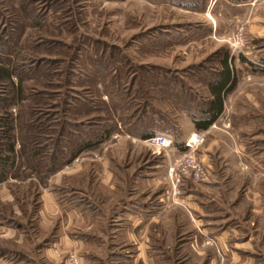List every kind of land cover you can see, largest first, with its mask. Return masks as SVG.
<instances>
[{
    "label": "rangeland",
    "instance_id": "374dc122",
    "mask_svg": "<svg viewBox=\"0 0 264 264\" xmlns=\"http://www.w3.org/2000/svg\"><path fill=\"white\" fill-rule=\"evenodd\" d=\"M222 50L233 57L236 84L215 127L200 131L207 177L174 188L170 168L192 123L185 97L207 96L192 73L220 69L215 53ZM0 67L13 83L0 73V117L2 99H13L15 149L23 142L28 150L3 168L0 252L22 251L24 264L60 263L41 254L56 236L55 227L38 224L52 192L60 206L90 207L81 210L94 227L69 231L83 237L89 264H264V0H0ZM156 132L172 137L170 151L142 142L141 134ZM70 135L98 142L70 160L71 148L60 157L53 145ZM36 142L41 152L33 161ZM200 187L210 188L203 201H217L205 208L214 223L227 219L234 230L230 243L205 240L192 207L180 202L182 189ZM118 204L154 219L147 260L131 258L136 247L121 233L113 237L129 213L115 212ZM8 229L24 236V248L5 239ZM78 254L66 252L63 264Z\"/></svg>",
    "mask_w": 264,
    "mask_h": 264
},
{
    "label": "crops",
    "instance_id": "0c3cea01",
    "mask_svg": "<svg viewBox=\"0 0 264 264\" xmlns=\"http://www.w3.org/2000/svg\"><path fill=\"white\" fill-rule=\"evenodd\" d=\"M227 110L226 105L224 104V108L222 110L221 115ZM220 115V116H221ZM215 123H212L207 129L201 130L203 133L209 132L210 130L215 127ZM188 129H186L185 133L186 135L192 132H196L198 130L193 131L192 126L193 124L190 123ZM210 191V188H196L192 190H187L184 192L182 189L183 197H180V202L186 203L187 206L192 207V210L195 215L194 223L197 228H199V232L203 235H207L204 237V239H210L212 238L215 243L218 244H224L226 242H229L232 239H228L232 237L233 229H230L227 219L223 221V223H220L219 225H216L214 223V220L217 219V216L211 215L209 213V210H206L207 202H214L215 200L210 198L206 201H203L204 192ZM47 198L45 200V204L40 207L38 211L39 215V229L40 230H47L51 227H55L53 230L55 231V239L52 240L51 244L48 246H44L42 248L41 254L42 256L49 262L52 263H64V256L65 253L68 251H75L78 254V264H89L91 261L89 260V256H84L82 254L83 249L85 247V241L83 240V237L81 235H84V232L86 233L91 230L95 223L94 220L91 218V216H85L82 214L81 209H85V207L90 208L86 204H82L80 202L79 206H64L58 204L56 202V198L52 192L48 193ZM201 197V198H200ZM217 202V201H215ZM129 208V210H125V206L123 205H115L114 211L118 212L120 211V214L129 212L126 214V219H123V222L120 220L116 221V223L113 227L114 230H112L113 237L119 232L122 235L121 238L126 240L127 242L133 244L136 247L135 252L132 253V257L134 260L141 259V260H147L149 257V252L147 251V227H149V222H152L154 219H149L148 223L144 221V218L141 214H134V210ZM86 210V209H85ZM89 210V209H88ZM91 210V209H90ZM81 211V212H80ZM62 213H64L66 221L64 223H61L60 221H57V219H60ZM86 213V212H85ZM125 221V222H124ZM80 226L81 229V235L78 236H72L69 231L72 230L74 227ZM219 227V232L215 233L212 231V229H217ZM1 228V227H0ZM3 230V229H2ZM122 231V232H121ZM11 234V236H6L5 239L11 238L13 239V242L16 243V245L20 246L21 248L25 247V239L24 236L16 229H8V232L2 233L4 234ZM119 236V235H118ZM119 236V237H120ZM3 237V236H2ZM251 239V237H248V241ZM3 251L0 252V264H24L23 261L21 263V259L25 257V254L22 251H17L14 256L10 255L9 247H4ZM15 253V252H14Z\"/></svg>",
    "mask_w": 264,
    "mask_h": 264
},
{
    "label": "trees",
    "instance_id": "16d2710c",
    "mask_svg": "<svg viewBox=\"0 0 264 264\" xmlns=\"http://www.w3.org/2000/svg\"><path fill=\"white\" fill-rule=\"evenodd\" d=\"M228 1L232 3H239L245 0ZM215 56L217 57V62L220 66V69H203V67L197 66L195 67L194 72L192 73L193 76L199 78L200 81L203 82V85L207 90V96L203 98H195L191 92H188L187 97H185L187 100V111L189 113V116L191 117L193 127L195 130L198 131L207 129L220 117L223 110L224 98L226 94L230 92L236 84L234 72L231 68V61H233V57H230L228 51L225 50H222L219 53H215ZM239 58L240 61H245L243 57ZM262 70L264 71V69ZM0 73L2 74V76H5L4 79H7L11 84H13L10 79V73H8L7 69L0 67ZM17 87L19 86L17 85ZM17 87L15 86L14 88H16V90L18 91ZM180 89H182V87ZM5 98L2 99L4 101L2 102L1 106L5 108V113L2 117H0V128H2L0 132V165L2 167V170L0 171V183L5 181V173L3 172V168L6 166V164L14 165L16 162V156H18V154L21 155L28 153V150L26 149V143L23 142L20 143L19 150L15 149L16 138L14 122L16 120V117H14L12 113L7 110V107L10 103L13 102V99H8L9 97ZM20 120L22 121L23 118H21ZM33 122L34 121L29 122V125H31L30 127L35 125L33 124ZM29 125L28 129L30 128ZM31 129L34 128L32 127ZM33 133H36V130L33 131ZM106 133L108 134L109 132ZM153 134L154 133H143L141 134L140 138L145 139ZM69 137L71 139H68L65 142L56 137L57 139L55 140V143H53V145L56 144L57 149L55 153H57V155H59L60 157H63L64 155L63 147L65 148V150L67 148L68 150L71 148V157L69 158L70 160L74 158L81 150L92 148L98 142L94 141L93 137L91 138V140L85 139V142L84 138H81L80 135H70ZM34 138L35 135L32 136L31 141H35ZM28 142L30 144V139ZM61 142H63L64 145H60L59 143ZM34 144L31 143L30 145V149L32 150L30 157L33 161L40 157L39 153L41 152V148H38L41 145H36L38 144V142ZM81 145L82 147H80ZM69 159L65 163H68ZM56 169L57 167L53 170Z\"/></svg>",
    "mask_w": 264,
    "mask_h": 264
},
{
    "label": "built area",
    "instance_id": "2783aa9c",
    "mask_svg": "<svg viewBox=\"0 0 264 264\" xmlns=\"http://www.w3.org/2000/svg\"><path fill=\"white\" fill-rule=\"evenodd\" d=\"M205 136L202 132L190 133L183 141L184 150L174 159L170 168V177L174 179V188L185 179L203 181L207 177V168L198 151L204 143ZM142 142L154 152L170 151L174 146L170 135L156 132L145 138ZM67 264H78L76 257L70 256Z\"/></svg>",
    "mask_w": 264,
    "mask_h": 264
}]
</instances>
